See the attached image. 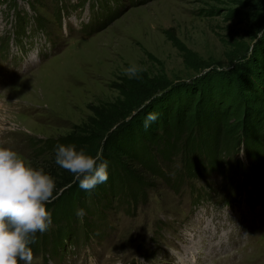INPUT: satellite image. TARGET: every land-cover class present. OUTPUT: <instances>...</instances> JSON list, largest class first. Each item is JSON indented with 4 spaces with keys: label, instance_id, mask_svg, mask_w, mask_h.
Instances as JSON below:
<instances>
[{
    "label": "rangeland",
    "instance_id": "obj_1",
    "mask_svg": "<svg viewBox=\"0 0 264 264\" xmlns=\"http://www.w3.org/2000/svg\"><path fill=\"white\" fill-rule=\"evenodd\" d=\"M132 64L145 69L140 78L161 85L137 111L182 87L176 98L192 100L191 114L221 106L232 124L253 107L264 112V0H0V147L51 176L55 156L41 151L42 143L67 136L88 123L95 108L123 99L130 80L123 69ZM191 130L199 135L196 125ZM153 146L150 155L145 146L135 150L139 164L161 172L142 169L149 184L144 199L127 198L124 183L123 201L111 207L87 197L75 211L83 210L79 230L65 235L64 244L52 242L55 252L34 254L32 264H218L237 256L232 264H264V162L258 165L261 191L254 194L260 201L251 208L245 192L238 193L241 168L250 165L242 145L212 171L203 146L188 153L180 141L168 164L160 158L162 142ZM187 156L203 164L199 177L185 173ZM179 174L185 191L237 202L193 208L180 185L172 190L165 182ZM66 197L67 190L51 204ZM90 219L92 231L83 228ZM229 220L225 232L234 246L227 252L212 227L218 231Z\"/></svg>",
    "mask_w": 264,
    "mask_h": 264
},
{
    "label": "trees",
    "instance_id": "obj_2",
    "mask_svg": "<svg viewBox=\"0 0 264 264\" xmlns=\"http://www.w3.org/2000/svg\"><path fill=\"white\" fill-rule=\"evenodd\" d=\"M150 83L148 76H143L139 80L131 78L122 92L123 99L95 108L94 117L67 136L42 143L41 151L45 153L47 151L52 156H55L54 148L57 145H75L77 150L83 149L86 154L100 157L101 161L108 163V180L106 183L97 185L91 191H84L80 189L74 176L57 166L55 157H52L54 163L50 172L56 183L54 195L60 196L67 190V197L63 199L62 203L58 201L56 206L51 203L46 205L51 214L52 223L46 232L36 234L35 243L30 245L33 255L42 253L47 256L49 252H55L52 248L54 242L64 244L65 235H71L74 227L79 230L78 225L75 224L77 222L75 211L80 205L83 206L87 197L90 199L94 197L95 202L99 203L107 201L111 207L112 201L116 199L123 201L120 196L123 195L120 193L123 187L120 185L124 183L123 191L126 190L127 198L132 201L145 198L146 187L149 184L147 177H144L143 170L153 176H160L161 172L160 167L153 165L143 167L137 162L135 150L140 146H145L147 154L150 155L154 151L153 145L156 142H162L163 148L166 150L160 149L161 157H159L167 164L171 156L177 154V144L180 141H184L188 153L192 152L195 146H203L207 154L206 166H209V171H212L226 164L228 160L222 156L230 155L229 157L233 158V152L242 145L250 165L248 168H241L245 180L240 186L242 188L250 187V192L253 194L261 191L259 188H261L260 182L263 179H261L258 165L264 162V112L253 107V113L250 116L242 117L232 124L228 123V116L231 114L220 110L221 106H218L214 111L209 108H199L191 114L192 100L186 98V102L180 104L178 103L179 99L176 98L185 92L182 87L166 91V96H162L163 102L162 100L153 101L145 111H137L141 101L161 87L160 84L150 85ZM171 102H175V104ZM134 110L137 111L136 115H131ZM149 113H157L158 119L145 130L143 124ZM194 125L199 131L197 137H194L191 130ZM125 158L141 169L132 168L133 166H130L131 164H128ZM202 167L203 164L197 166L191 157H186L185 173L188 175L196 174L199 177ZM173 179L175 180L170 181L169 176L165 178V182L172 190L184 183L181 174L176 175ZM256 187L259 188L256 189ZM255 199L260 198L257 196ZM90 221L91 225H89ZM90 221H87L83 228L92 231L95 228L92 226L91 219ZM69 223L73 224L72 229L69 227ZM53 225L57 226L56 229L60 225L65 226L63 228L65 230L58 233V231H54L55 229L52 230L51 226ZM47 243L50 244L49 247ZM46 246L49 250L46 249ZM45 250L48 251L45 252Z\"/></svg>",
    "mask_w": 264,
    "mask_h": 264
},
{
    "label": "clouds",
    "instance_id": "obj_3",
    "mask_svg": "<svg viewBox=\"0 0 264 264\" xmlns=\"http://www.w3.org/2000/svg\"><path fill=\"white\" fill-rule=\"evenodd\" d=\"M144 68L132 64L123 69L130 79L140 78ZM158 119L157 113H149L144 120L147 130ZM55 164L69 172L80 189L91 191L108 180V163L93 157L75 145H57L54 148ZM56 183L43 169L26 163L11 148L0 147V264H32L30 247L37 233L50 227L51 214L46 205L56 197ZM78 215H83L79 210Z\"/></svg>",
    "mask_w": 264,
    "mask_h": 264
}]
</instances>
